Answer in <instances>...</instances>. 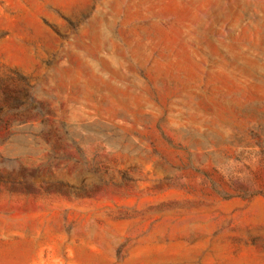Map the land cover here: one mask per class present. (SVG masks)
Wrapping results in <instances>:
<instances>
[{
	"label": "rangeland",
	"instance_id": "374dc122",
	"mask_svg": "<svg viewBox=\"0 0 264 264\" xmlns=\"http://www.w3.org/2000/svg\"><path fill=\"white\" fill-rule=\"evenodd\" d=\"M0 264H264V0H0Z\"/></svg>",
	"mask_w": 264,
	"mask_h": 264
}]
</instances>
